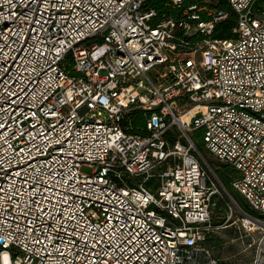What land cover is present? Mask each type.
<instances>
[{"label": "built area", "instance_id": "obj_1", "mask_svg": "<svg viewBox=\"0 0 264 264\" xmlns=\"http://www.w3.org/2000/svg\"><path fill=\"white\" fill-rule=\"evenodd\" d=\"M146 1L0 0V264H216L214 212L238 205L195 131L264 230V0H226L227 39L215 0L155 25Z\"/></svg>", "mask_w": 264, "mask_h": 264}, {"label": "trees", "instance_id": "obj_2", "mask_svg": "<svg viewBox=\"0 0 264 264\" xmlns=\"http://www.w3.org/2000/svg\"><path fill=\"white\" fill-rule=\"evenodd\" d=\"M166 2L167 0H147L146 1L145 9H150V8L154 9L156 13L155 16L150 21L152 22L153 25L158 24L159 22H161V20L168 18V17H171L176 20L180 19V17L182 16L183 9L187 7L189 4V2L185 1L180 4V7H173V6L167 5ZM208 7L209 9L213 8L216 11H221L226 14V17L224 19H221L220 21L216 22V24L214 25V28L212 31L213 37L218 38V39H227L231 37L232 36L231 30L236 25L237 19H236V13L231 8L230 4H228L226 0H215L211 2V4H209ZM201 14H203V12H201ZM144 121H145V118L142 115V111L138 109L136 111L126 114L125 118L123 119L124 124L129 123L131 126V129H128L127 131L131 133H135V134L146 132L144 130ZM193 136L198 137L199 131H195L193 133ZM197 148L198 150H200V149H203V146L199 145ZM218 166L220 167V169H218L217 173L225 179V184H226V179L227 180L229 179L230 181L229 188L235 191L236 194H238L242 198V196L236 190H234L231 186V181L236 176L234 168L230 167L228 164H225V163H221ZM224 189L227 190L225 187ZM227 192L230 198L233 199L237 204H239L237 200L235 199V197L231 196L228 190ZM242 200L244 203H241V201H239L240 202L239 206L242 208L241 210L246 213L251 212L249 205L246 204L243 198ZM228 203H229V200L228 198L225 197L222 201H220L217 204L218 207L215 210L213 218H212V222L214 223V225L217 226L225 222V217L227 215L226 210L228 209V206H227ZM211 234L208 236L207 242L211 238L210 237ZM207 242H206V249L208 250V253H210ZM210 256L216 261V264H218L217 260L212 256L211 253H210ZM207 260L208 258L205 256V254H202L196 257L195 261L191 259L189 261V264H206Z\"/></svg>", "mask_w": 264, "mask_h": 264}, {"label": "rangeland", "instance_id": "obj_3", "mask_svg": "<svg viewBox=\"0 0 264 264\" xmlns=\"http://www.w3.org/2000/svg\"><path fill=\"white\" fill-rule=\"evenodd\" d=\"M193 141L198 146L203 145L200 131L198 137L193 136ZM199 152L203 158L207 160L209 166L214 170L215 175H217L218 179L229 191L231 196H234L239 204V201L244 203L242 198L236 194L235 191L229 188V179H226L225 184V179L217 173L218 169H220L218 165H220L222 162L217 159H213V157L210 156L208 152L205 151V149H200ZM90 170L91 169L85 165L81 166L82 172H90ZM228 204L233 210L232 214L227 219L226 227H220L211 234V238L207 242L210 253L217 260L218 264H254L259 250H264V230L245 231L240 226L239 221V208H242L237 203L236 204L238 206L230 203ZM226 213L228 214V209L226 210ZM255 216L258 215L255 214ZM263 257L264 255L261 254V259Z\"/></svg>", "mask_w": 264, "mask_h": 264}]
</instances>
